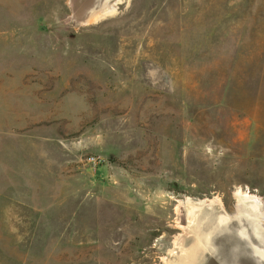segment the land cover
<instances>
[{
	"label": "rangeland",
	"instance_id": "374dc122",
	"mask_svg": "<svg viewBox=\"0 0 264 264\" xmlns=\"http://www.w3.org/2000/svg\"><path fill=\"white\" fill-rule=\"evenodd\" d=\"M245 196L264 0H0V264H260Z\"/></svg>",
	"mask_w": 264,
	"mask_h": 264
},
{
	"label": "bare ground",
	"instance_id": "6f19581e",
	"mask_svg": "<svg viewBox=\"0 0 264 264\" xmlns=\"http://www.w3.org/2000/svg\"><path fill=\"white\" fill-rule=\"evenodd\" d=\"M250 196V195H249ZM246 197V196H245ZM247 198V197H246ZM248 199V198H247ZM249 203H250V209L251 210H255L257 211L255 214H252L249 209L245 210V213L246 212H250L249 215H247L246 213V217L248 219H253L254 217L256 219H253L254 221H257L258 223L262 224L263 221H264V211L262 210L261 208V205L263 204L260 200H258V198H255V197H249ZM246 201V200H245ZM245 206V203L243 204ZM248 207V206H246ZM263 207V206H262ZM241 208V207H240ZM256 214H259V216H257ZM259 224V225H260ZM242 235H245L246 233L244 231H241ZM247 235V234H246ZM248 237V235H247ZM256 238L259 239V242L263 241L264 240V235L261 234L260 236L256 234ZM253 249H254V253L256 254V256H258L260 259L264 260V249H261L255 245H252ZM190 260L188 261V264H194V261L191 260V258H189Z\"/></svg>",
	"mask_w": 264,
	"mask_h": 264
},
{
	"label": "water",
	"instance_id": "95a60500",
	"mask_svg": "<svg viewBox=\"0 0 264 264\" xmlns=\"http://www.w3.org/2000/svg\"><path fill=\"white\" fill-rule=\"evenodd\" d=\"M247 244H248L250 250L252 251V249H251V245H250L249 241H247ZM252 254H253V253H252ZM255 258H256V257H255ZM256 259H257V258H256ZM258 262H259L260 264H264V260H262V259H260Z\"/></svg>",
	"mask_w": 264,
	"mask_h": 264
},
{
	"label": "built area",
	"instance_id": "2783aa9c",
	"mask_svg": "<svg viewBox=\"0 0 264 264\" xmlns=\"http://www.w3.org/2000/svg\"><path fill=\"white\" fill-rule=\"evenodd\" d=\"M94 160H95L94 158L91 159V161H94Z\"/></svg>",
	"mask_w": 264,
	"mask_h": 264
}]
</instances>
